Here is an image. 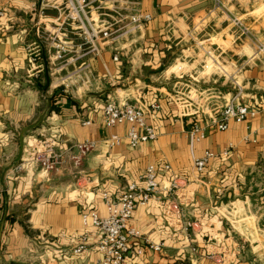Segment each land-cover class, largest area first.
Returning <instances> with one entry per match:
<instances>
[{"label":"crops","instance_id":"obj_1","mask_svg":"<svg viewBox=\"0 0 264 264\" xmlns=\"http://www.w3.org/2000/svg\"><path fill=\"white\" fill-rule=\"evenodd\" d=\"M95 1L91 24L119 32L95 39L81 92L80 28L64 0H0V264H99L90 246L100 234L81 214L104 215L101 192L118 196L148 165L161 187L175 186L138 206L128 225L161 249L122 264H264V0ZM138 11L150 20L131 22ZM237 87L257 112L220 131L211 118ZM109 98L142 108L157 138L131 147L126 123L106 127ZM194 123L205 138L190 147ZM114 135L122 140L111 146ZM31 138L56 147L55 168H16ZM206 150L214 156L195 175L192 157ZM83 234L89 248L75 255ZM224 245L237 255L223 257Z\"/></svg>","mask_w":264,"mask_h":264},{"label":"built area","instance_id":"obj_2","mask_svg":"<svg viewBox=\"0 0 264 264\" xmlns=\"http://www.w3.org/2000/svg\"><path fill=\"white\" fill-rule=\"evenodd\" d=\"M70 4L73 14L69 16L73 20H77L80 29L86 30L88 27L96 33H101L102 37L110 35L107 30L102 31L98 27H94L87 18H85V21L81 19L80 14H83L84 17L86 14L84 9L87 6L86 0H71ZM149 20L150 15L140 11L130 15V21L134 23ZM94 39H96L95 36ZM113 60L117 61L118 56L114 55ZM34 61V54H30L28 57L29 64L33 65ZM240 92V87H237L236 92L225 101L219 111V120L211 118L210 124L214 125L218 130H226L229 120L241 122L257 112L256 109L250 108L240 101ZM156 107L155 103L150 105L152 109ZM102 115L106 127H114L123 123L128 125L124 139L131 147H136L138 144L149 140H155L158 136L156 129L152 125L147 124L144 110L127 100L117 102L114 99H107L102 108ZM88 123V120L83 122V124ZM188 138L190 147H193L195 143L205 138L204 127L194 123L188 131ZM121 140V137L114 135L110 139V145L118 144ZM77 147L79 153L72 156L75 164L80 162L81 155L89 148L87 142L78 144ZM25 153L20 158V163L17 164L16 168H20L21 164L25 162H30L37 164L43 171H50L60 162V154L56 147L41 139L31 138L27 143ZM223 153L225 154L227 151L225 150ZM213 156L214 154L208 150L204 151L200 156H193L191 162L192 173L195 175L202 173ZM164 168L169 169V166L165 165ZM174 186V180H172L168 187H161L157 179L156 168L153 165H148L144 173L139 177L138 182L125 185L118 196H112L105 191L101 192L105 207L104 215L101 216L97 212L92 211L87 212L85 211L86 209L81 214L83 225H91L100 234V239L90 246L91 249H95L99 254V264H122L127 257H140L145 249L156 251L161 249V245L144 239L140 231L129 227L128 223L133 211L138 206H145L161 190L167 189L169 191ZM188 225L190 226V223L186 224V226ZM86 242V234L81 235L80 241L78 245L76 244L73 247L72 253L77 255L89 248ZM220 252L223 257H225V254H230L233 257L237 255V250L229 249L225 245L221 247Z\"/></svg>","mask_w":264,"mask_h":264},{"label":"rangeland","instance_id":"obj_3","mask_svg":"<svg viewBox=\"0 0 264 264\" xmlns=\"http://www.w3.org/2000/svg\"><path fill=\"white\" fill-rule=\"evenodd\" d=\"M71 0H64L63 6H64V11L66 18L69 17L70 14H73V10L70 4ZM93 1V2H90ZM87 6L84 8L85 9V15L89 16V13L87 12L88 7L90 5H95L96 1L95 0H86ZM81 19L85 21L86 16L84 17L83 14H80ZM78 19V18H77ZM88 19V18H87ZM89 20V19H88ZM78 23V22H77ZM117 26L114 25L111 30H109L110 35L108 37H113L116 34H118L119 30H116ZM98 30V29H97ZM96 30V31H97ZM77 33L80 34V36L77 35V90L81 92L87 91L88 86L90 85L91 82V76L89 73V65L87 58L91 57L94 53H96L99 50V45L96 44V40L98 39L99 36H101V33H96L95 31L90 30V28H86V30L82 29H77ZM94 36L96 37V40L94 39ZM65 48V47H64ZM63 48V49H64ZM62 52V49H60ZM67 49H65L66 52ZM61 56V53H60ZM64 79L72 81V78L70 76L64 77ZM64 81V80H63ZM65 84H67L66 81H64ZM64 86V84H62ZM240 211V209L238 208ZM247 222V225H251L255 223V221H251V219L247 218L245 220ZM238 230L240 228L238 227Z\"/></svg>","mask_w":264,"mask_h":264}]
</instances>
